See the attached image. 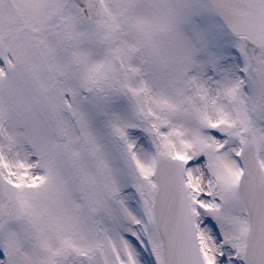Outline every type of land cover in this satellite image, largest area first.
<instances>
[{"label":"snow or ice","instance_id":"obj_1","mask_svg":"<svg viewBox=\"0 0 264 264\" xmlns=\"http://www.w3.org/2000/svg\"><path fill=\"white\" fill-rule=\"evenodd\" d=\"M0 264H264V0H0Z\"/></svg>","mask_w":264,"mask_h":264}]
</instances>
